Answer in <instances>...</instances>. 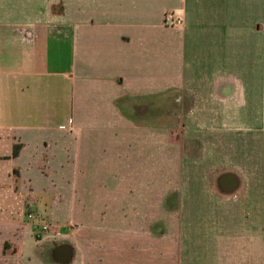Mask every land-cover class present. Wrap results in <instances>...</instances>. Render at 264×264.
Wrapping results in <instances>:
<instances>
[{
    "label": "crops",
    "instance_id": "0c3cea01",
    "mask_svg": "<svg viewBox=\"0 0 264 264\" xmlns=\"http://www.w3.org/2000/svg\"><path fill=\"white\" fill-rule=\"evenodd\" d=\"M175 100L260 131L264 213V0H0V264H182L155 183Z\"/></svg>",
    "mask_w": 264,
    "mask_h": 264
},
{
    "label": "rangeland",
    "instance_id": "374dc122",
    "mask_svg": "<svg viewBox=\"0 0 264 264\" xmlns=\"http://www.w3.org/2000/svg\"><path fill=\"white\" fill-rule=\"evenodd\" d=\"M177 100L173 159L169 152L168 156L162 152L155 182L159 191L173 192L169 199L171 208L163 215L159 212V218L168 222L167 236L175 239L174 249L179 247L182 264H263L262 176L259 181L251 180L262 174L260 131H227L220 128L218 118L187 117L180 112L184 108ZM188 100L185 97V102ZM193 107L192 113H200L195 102ZM226 120H236L245 128L248 119ZM100 217L113 221L112 226L121 225L120 214ZM47 223L52 224L49 220ZM71 223L81 226L73 220ZM86 232L79 230V240L121 241L118 229ZM159 234L166 236L161 229ZM88 249L93 254L100 252V246ZM89 252L86 244L79 249V253Z\"/></svg>",
    "mask_w": 264,
    "mask_h": 264
},
{
    "label": "built area",
    "instance_id": "2783aa9c",
    "mask_svg": "<svg viewBox=\"0 0 264 264\" xmlns=\"http://www.w3.org/2000/svg\"><path fill=\"white\" fill-rule=\"evenodd\" d=\"M166 16H167V17H166L167 20H170L171 22L174 21V15H173V13H167Z\"/></svg>",
    "mask_w": 264,
    "mask_h": 264
}]
</instances>
